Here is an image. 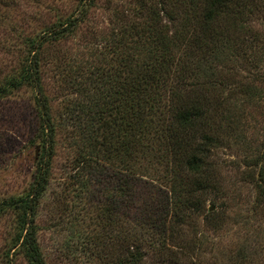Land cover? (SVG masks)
<instances>
[{
  "label": "rangeland",
  "instance_id": "1",
  "mask_svg": "<svg viewBox=\"0 0 264 264\" xmlns=\"http://www.w3.org/2000/svg\"><path fill=\"white\" fill-rule=\"evenodd\" d=\"M138 2L95 0L83 22L42 49L41 83L55 129L49 181L35 217L46 264H109L122 254L120 229L125 219L135 223L151 210L160 212L159 184L151 180L161 176L159 168L145 171L138 180L133 202L119 198L113 189L121 179L115 176L111 162L101 163L103 173L88 167L74 170L82 144L84 110L93 105V72L105 66L97 57L103 38H113L121 22L131 20V10ZM83 4L84 0H0V83L15 74L28 56L26 39L39 37L57 18L77 14ZM256 5L246 24L259 34V40L242 50L231 40L222 63L223 72L233 74L232 87L209 88L211 96L222 100L215 112L217 121L225 116L221 119L225 140L213 156L219 197L210 195L202 211L191 213L176 229L180 238L199 236L203 264H264V195L258 194L259 172L264 171V0ZM237 82L243 87H235ZM37 126L30 87L0 97V200L24 194L31 183L41 150ZM109 195L115 198L114 205ZM105 207L113 213L116 226H105ZM16 219L13 210L0 212V264H28L19 246L9 248L17 234ZM110 230L117 235L111 236ZM97 233L100 245L92 243L96 238L91 236ZM154 258L151 255L147 260Z\"/></svg>",
  "mask_w": 264,
  "mask_h": 264
},
{
  "label": "trees",
  "instance_id": "2",
  "mask_svg": "<svg viewBox=\"0 0 264 264\" xmlns=\"http://www.w3.org/2000/svg\"><path fill=\"white\" fill-rule=\"evenodd\" d=\"M94 3L84 0L77 14L57 18L39 37L26 39L28 56L15 74L0 83V97L30 87L38 115L36 136L41 150L31 183L24 194L0 200V212L13 210L17 214V234L9 248L19 246L28 264H46L37 241L35 217L49 181L55 138L41 83L42 49L45 43L72 32ZM256 3L258 0H139L131 10V20L121 22L113 38H103L97 57L105 66L93 72L90 99L96 106L84 110L82 144L74 170L88 167L103 173L101 163L111 162L115 176L121 179L113 189L128 201L145 171L162 170L157 177L160 182L151 178L159 184L160 212L151 210L148 217L135 223L124 218L122 254L109 264H203L199 236L180 238L176 229L191 213L202 211L210 195L219 197L213 156L225 140V135L221 136L225 116L217 121L215 112L222 100L211 96L209 88L232 87L233 74L224 73L222 63L229 55L231 40L241 50L259 40V34L246 24ZM117 18L122 20L118 14ZM240 83L235 87H243ZM258 180V194L264 195L261 169ZM108 197L114 205L115 198ZM105 214V226H116L110 208L105 207ZM110 234L117 232L110 230ZM99 236H91L96 238L92 243L100 245ZM151 255L155 258L149 262Z\"/></svg>",
  "mask_w": 264,
  "mask_h": 264
},
{
  "label": "water",
  "instance_id": "3",
  "mask_svg": "<svg viewBox=\"0 0 264 264\" xmlns=\"http://www.w3.org/2000/svg\"><path fill=\"white\" fill-rule=\"evenodd\" d=\"M37 150H38V146H37V148H36L35 157H36Z\"/></svg>",
  "mask_w": 264,
  "mask_h": 264
}]
</instances>
